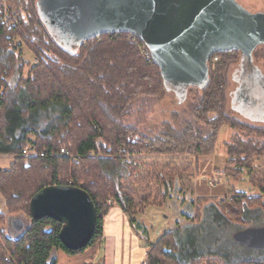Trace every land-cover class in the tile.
<instances>
[{"label": "trees", "instance_id": "1", "mask_svg": "<svg viewBox=\"0 0 264 264\" xmlns=\"http://www.w3.org/2000/svg\"><path fill=\"white\" fill-rule=\"evenodd\" d=\"M37 2L14 0L6 11L0 0V90H4L0 99V155L15 156L8 169H0V264H57L59 250L77 255L96 246L103 235L105 216L115 206L129 216L132 229L145 239L148 231L140 232L146 227L134 214L138 189L155 182L160 188L156 197L163 201L192 192L185 184L188 179L178 174L181 159L213 154L224 125L234 131L224 144L229 183L246 175L256 181L253 168L255 160L264 157V127L226 111L228 66L240 51L213 54L208 82L188 89L187 98L193 93L195 97L190 118L174 113L158 128L141 126L145 121L132 117L137 102L146 100L143 97L159 99L167 92L160 68L153 60L147 62L138 47L126 39L129 33L105 34L75 51L67 49L46 28ZM25 48L39 60L28 72H24ZM27 146L31 153L25 155L22 150ZM61 148L70 154H62ZM140 160L151 161L154 168L142 170ZM137 176L140 183L134 182ZM51 185L80 187L93 198L97 224L85 248L64 246L59 237L63 224L58 220L32 216V197ZM127 185L134 191L130 193ZM150 198L151 194L143 201ZM233 198H224L228 212L220 211L207 197L186 203L196 206L195 217L199 206L206 203L199 221L191 220L193 237L184 239L181 231L187 224H177L148 245L149 264H198L205 257L217 259V264H264V258L228 257L237 251L232 244L239 243L234 231L244 229L231 231L228 225L264 211L262 196L236 194ZM18 214L26 216L25 227L17 231L10 223L9 234L4 222ZM205 222L225 226L229 232V244L222 253L217 250L218 237L210 235V240H204L210 234ZM197 234L203 237L202 242Z\"/></svg>", "mask_w": 264, "mask_h": 264}, {"label": "water", "instance_id": "2", "mask_svg": "<svg viewBox=\"0 0 264 264\" xmlns=\"http://www.w3.org/2000/svg\"><path fill=\"white\" fill-rule=\"evenodd\" d=\"M37 4L48 31L72 51L105 34L137 36L160 68L166 89L181 95L208 82L214 53L238 50L249 55L264 44V12L252 13L237 0H38ZM30 211L36 219L61 222L59 237L70 250L85 248L95 233L96 205L83 188L47 186L32 197ZM11 224L17 231L25 227L19 217ZM233 237L247 248L264 250V226L238 230Z\"/></svg>", "mask_w": 264, "mask_h": 264}, {"label": "rangeland", "instance_id": "3", "mask_svg": "<svg viewBox=\"0 0 264 264\" xmlns=\"http://www.w3.org/2000/svg\"><path fill=\"white\" fill-rule=\"evenodd\" d=\"M13 1L14 0H7V4H6L7 7L9 6V3ZM237 1L245 9H247L248 11L252 13L264 12V0H237ZM2 3H3V0H2ZM16 41L18 42L19 39H17ZM66 47L67 49H69L67 45ZM24 51H25V54L23 56L24 59L28 61H33L34 58H37L33 53L30 52L28 48H25ZM235 55L238 56V58H236L229 64L228 71H227L228 82H227V89H226V93H227L226 111L230 116H233L241 121L251 124V121L249 120V115H248L249 113L246 114L244 112H241L242 110L238 108L237 106L238 104L237 98L240 97L239 92H240V84H241V80H239V78L246 75V74L242 75L243 74L242 71L243 72H247V71L245 67H242L241 65L242 60H241L240 53L239 54L235 53ZM254 57H255V62L258 64V66L264 69V44H260L256 48L254 52ZM243 62H245V60H243ZM30 69L31 68H29V70ZM28 71H25L24 69V72H28ZM242 89L245 90L246 87L244 88L243 86ZM143 99H146V100H140L141 102L140 101L137 102L138 104L134 106L135 113L132 117L134 118V120L136 119L144 120L145 122L144 123L141 122L140 124L141 126L158 128V126L163 121L171 120V117L173 116L174 113H179L182 118H186V119L190 118L192 116L190 104L192 103V101L194 102L195 97H194V93L189 95L187 98V94L181 95V94H178L174 89L168 88L167 92L163 94V96L159 99L150 98V97L149 98L143 97ZM247 100L249 101L248 98L244 100L243 106H246V103L247 104L249 103V102H246ZM140 103L141 104L143 103V106L139 107ZM139 117H143V118H139ZM256 125L260 127L263 126L262 124H258V123ZM233 134H234V131L230 128V126L224 125L219 131L217 144L215 146L213 154L200 155L197 158L185 157L181 159L182 162L180 163L177 169L179 171L178 174L180 177L182 178L185 177V179L186 178L188 179L185 181V184L186 185L188 184V186H190L189 188L192 189V193H193L194 179L197 173H199V171L201 173L198 174L196 177L199 179H204L203 177H206L208 180H211L210 181L211 186H216V182L212 181V178H214V176L211 175L214 169L219 168V170H221L222 168L224 173L228 175L226 172L227 154H226V148L224 147V144L231 140V137L233 136ZM242 136L245 137L244 135ZM138 162L139 164H141V167H143L142 170L146 168H149V169L154 168V166L150 164L151 161L144 162L140 160ZM263 164H264V157L257 158L255 160V165L253 168L254 177L256 178L255 182H252L253 177H251L250 175L243 176L240 180L230 179L229 189H231L230 191L231 197H229L230 198L229 200H234L233 197L236 194L237 195L244 194L246 196L249 193L251 194V192L254 190V187L258 188L257 193H260L259 196H262V198L264 199V166ZM210 165H212L211 172L209 169H207ZM174 172L177 173L176 171ZM171 175H169V177H171ZM215 178H219L217 180L220 181V183H225L227 186V182H225V180L223 179V176H215ZM140 179L141 178L137 176L134 182H139L141 181ZM260 180L262 181V183L258 182ZM127 187L130 193L134 191V187H132L131 185H127ZM159 189H160L159 185H157L155 182L150 181L147 185H144L142 188L138 189L139 191L138 197L134 195V199H135L134 214L136 217H138L139 224H143L146 227V229L145 228L141 229L142 231L140 230V232H142V234H145V230H147L148 235L145 239H143L142 238L143 235H138L137 232L133 230V236L130 237V234H127L123 226L122 227L121 225L117 226L116 228L117 230L119 229V233L121 235V238H118V240L119 239L121 240L124 238L125 242L120 243V245L116 246L115 240L114 239L112 240V244H113L112 249L116 248L118 251H117V261H115V258L112 256L110 264H123L126 261L128 262V264H130V262L132 263L133 260H135L138 257V255L141 254L142 249H146L142 252L143 258H144L143 261L144 260L148 261V254H149L148 245L151 243H155L158 240L159 235L161 233H163L164 231L174 229L177 223H182L180 225H184V224L191 222V220L190 222L189 221L183 222L184 221L183 219L187 217L186 210H190V212L193 211V214H192L194 215L192 219L193 222H198L199 219L201 218L202 210L204 206L206 205V203L199 206L198 217H195V213L197 212L196 206L194 207L192 206L194 208L193 209L192 207H189L187 204H184L183 202L180 206L184 208L185 211L182 209L181 212H177L175 209V207L178 204L176 199L167 198L165 201H163L156 197V193L159 192ZM187 193L188 195L192 194L190 191ZM149 194H151V198L149 199V201H143L145 197ZM225 198H228V197H225ZM224 200H225L224 198L222 199L220 198L219 200H217L216 204L222 210H224L225 212H228V210L224 208V206H226L225 205L226 202ZM109 203L112 204L111 201ZM0 205H3L1 199H0ZM126 216L127 218H129L127 214ZM15 217H19L23 220H26V216L23 214H18L12 217L8 216L7 218L8 221L6 220L7 223L4 222L5 224L4 228L5 230L8 231L9 234L11 232L10 223L12 222V219ZM232 221L233 223L231 225H228L230 226L231 231H233L235 228L245 229V228H248L254 225H261V224H264V212L261 215L257 214L256 212L251 213L248 218H246L245 220L241 222L234 221V220ZM203 225L204 227L209 229L207 230L206 233L207 234L210 233L204 240H210V235H213V237H216V238L218 237L220 239V243H219L220 245L217 250L220 251L219 253H222L223 249L226 248L227 245L229 244L228 243L229 232L227 231V229H225L226 227L225 226H222L220 228L215 227V226L213 227L212 222H205ZM192 228H194L193 224H187L185 227H182L181 234L184 239H187L188 236L193 237ZM197 238H199L198 240L203 239V237H199L198 234H197ZM213 239L215 238H212L211 240ZM202 241L203 240H201L200 242ZM103 244H104V238L102 236L100 238V243L98 245H100L101 247V245L103 246ZM198 245L201 246L199 243ZM232 245L237 250V251L234 250L233 253L230 256H228L232 259L264 258V250H255V249L245 248L239 245V243H233ZM61 252H64V251L59 250L56 252L57 264H68L62 259ZM218 262L219 261L213 257H207V258L205 257L204 259L199 261L198 264H217Z\"/></svg>", "mask_w": 264, "mask_h": 264}, {"label": "crops", "instance_id": "4", "mask_svg": "<svg viewBox=\"0 0 264 264\" xmlns=\"http://www.w3.org/2000/svg\"><path fill=\"white\" fill-rule=\"evenodd\" d=\"M249 120L251 119L249 118ZM14 160H15V156L13 155H0V169H8L11 166V164L14 162ZM207 169H209L211 172L212 165H210ZM218 170L219 168L214 169L211 175L214 176V178L215 176H223V179L225 180V182H227L228 187L226 186L225 183H220V181L217 180L219 178H215V179L212 178V181L216 182V186H211L210 185L211 180H208L206 177H203L204 179H199L196 177L198 174L201 173L199 171V173H197L194 179L193 193L191 192L192 194L190 195L186 193L185 196L179 195L173 198V199H176V201L178 202L177 206L175 207L176 211L181 212L182 209L185 211V209L180 206L182 204V200L184 197H185V200H187L185 201L184 204L190 201H196L198 197L200 198L207 197L209 198L210 202H213L214 204H216L217 200H219L220 198L222 199L225 197H228V198L231 197L230 189H229L230 186H229L227 175L224 173L222 168L221 170L219 171ZM257 192H258V188L254 187V190L251 192V194L249 193L247 194V196H251V197L259 196L260 193H257ZM219 210L224 212V210H222L220 207H219ZM186 213H187V217L183 219L184 220L183 222H187V221L190 222V220H192L194 216L192 215L193 211L190 212V210H186ZM188 216L192 218L188 220ZM190 223H187V224H190ZM177 224H182V223H177ZM119 225L125 228V231L127 232V234H130V237L133 236V229L130 225V220L129 218H127L125 212L119 207H113L104 219V231L102 235L104 238L103 246L101 245L100 247V245L97 244L94 247L87 248L85 251L77 255H71V254H67L66 252H61L62 259L68 264H108V263L110 264L111 257L113 256L115 258V261H117V251L118 250L116 248L112 249L113 247L112 240L113 239L115 240L116 246L120 245V243L125 242L124 238L121 240L119 239L120 241L118 240V238H121L119 229L117 230L116 228ZM254 226H264V224L254 225ZM175 228H177V225L175 226ZM237 230H235L234 233L237 232ZM165 232L167 231H164L163 233H161L159 235V238ZM144 250L146 249H142L141 251L143 252ZM142 252L140 255H138V257L135 260H133L132 263L130 262V264H142V261L144 259ZM124 263L128 264L127 261Z\"/></svg>", "mask_w": 264, "mask_h": 264}, {"label": "flooded vegetation", "instance_id": "5", "mask_svg": "<svg viewBox=\"0 0 264 264\" xmlns=\"http://www.w3.org/2000/svg\"><path fill=\"white\" fill-rule=\"evenodd\" d=\"M258 47V46H257ZM256 47V48H257ZM255 48V50H256ZM244 54L240 51L241 65L245 67L247 72L242 71V75H245L239 80L240 84V97L237 98V106L249 113V118L253 123L262 124L264 126V69L260 68L255 62L254 52ZM245 60V62H243ZM246 87L245 90L242 88ZM248 98L246 106H243L244 100Z\"/></svg>", "mask_w": 264, "mask_h": 264}, {"label": "built area", "instance_id": "6", "mask_svg": "<svg viewBox=\"0 0 264 264\" xmlns=\"http://www.w3.org/2000/svg\"><path fill=\"white\" fill-rule=\"evenodd\" d=\"M7 0H3V7L5 8V10L7 11L8 10V7H7ZM6 21V19H5ZM126 39L132 43H134L138 49L140 50L141 54L144 56L145 60L147 62H151L153 60V57L151 55V52L149 50V48L147 47V45L140 39L138 38L137 36L135 35H132V34H127V37ZM215 60H217V57L215 58ZM39 63V60L38 58H34L33 61H28L26 59H24V69L25 71H28L29 68L37 65ZM3 92L4 90L1 88L0 90V99H1V96L3 95ZM22 153L25 154V155H28L30 152V147L27 146L25 147L23 150H22ZM61 153L64 154V155H69L70 152L68 149L66 148H61ZM44 154H41V156H43ZM6 260L9 261V258H6ZM142 264H149V262L147 260H144L142 261Z\"/></svg>", "mask_w": 264, "mask_h": 264}]
</instances>
